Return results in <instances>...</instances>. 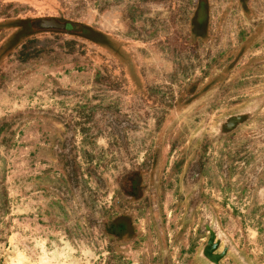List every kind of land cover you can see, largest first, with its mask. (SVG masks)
I'll list each match as a JSON object with an SVG mask.
<instances>
[{
  "label": "rangeland",
  "instance_id": "374dc122",
  "mask_svg": "<svg viewBox=\"0 0 264 264\" xmlns=\"http://www.w3.org/2000/svg\"><path fill=\"white\" fill-rule=\"evenodd\" d=\"M244 1L0 0V264H210L202 257L198 221L184 217L187 165L175 174L179 155L171 143L181 134L189 149L191 136H210L223 115L264 97V0L249 7ZM48 17L85 30H44L37 21ZM196 81L205 91L169 113L155 145L159 213L146 210L135 222L155 250L149 243L137 250L113 243L95 223L107 219L110 195L94 193L88 171L106 181L110 142L123 144L128 133L129 151L148 146L158 114ZM158 99L161 108L143 109L146 120L138 126L131 110ZM70 161L83 178L78 198ZM213 173L217 183L214 167ZM203 192L218 217L225 216L220 229L230 245L214 264H264V196L251 204L257 209L251 218V206L241 207V228L226 219L218 188ZM190 233L193 255L186 251Z\"/></svg>",
  "mask_w": 264,
  "mask_h": 264
},
{
  "label": "flooded vegetation",
  "instance_id": "af4514ba",
  "mask_svg": "<svg viewBox=\"0 0 264 264\" xmlns=\"http://www.w3.org/2000/svg\"><path fill=\"white\" fill-rule=\"evenodd\" d=\"M243 3L248 5V7L254 5L253 0H245ZM59 22L62 23L61 21ZM201 84L197 83V81L196 83H190L191 89H187L186 93L172 96L174 103L167 105V108L163 109V115L161 113L158 114L157 119L153 121V129L150 130L148 146L143 141L144 146L137 147L133 152L129 151L128 145L130 142L127 143L126 141L129 140L128 133L122 137L124 146L120 142L117 143L116 140L118 139H113L110 142L108 147V153L111 157L108 158L110 175L106 181L97 170L88 171L89 179L96 186L94 193L97 194L99 190L106 189L108 195H110L107 203L109 213L107 219L103 222L101 221V223L100 219H96L98 221L95 223H99V227H103L104 233L113 240V243L123 242V244L130 245L134 250H137L142 244L147 245V243L151 242V240L147 242V235L145 237L137 234L135 222L146 210L152 216L159 213L155 202L158 197L155 188V168L159 161V156L155 154V145L158 139L160 142L162 141V127L166 123V117L169 113L177 109V107L180 109L188 107L198 100L201 95L199 93L205 91L204 87L199 89ZM145 101L148 103L149 99L146 98ZM158 102L159 99L156 102L157 104L154 103L151 106L142 104V109L131 110V113L136 116L133 121L137 122L139 126L141 121L146 120L145 115L141 116L140 112L143 109L147 110V106L149 108H161L162 105ZM233 104L230 102L228 105ZM206 108L204 114L201 115V117L204 115L205 120L209 114V106L206 105ZM125 127L138 129L137 126L132 127L128 123H123L122 128ZM114 133L112 131L113 138L116 137ZM157 133L159 135H156ZM180 135L172 141L171 151L179 155L175 158L172 165L175 174L182 172L183 167L187 165L184 171V183L189 197L186 203L185 198L182 197L185 203L184 217L189 221L193 218L198 221L199 231L203 235V244L201 246L204 249L202 257L207 263L214 264L227 255L230 245L220 229V226L224 228L225 216L218 217L216 211L211 209L208 203L203 200L205 197L210 198L203 192V186H215L218 188L221 194L220 202L228 216L226 219L237 222L241 228L245 226V220H242L241 207L250 208L253 202H257L260 195L264 196V193H262L264 189V97L253 98L252 96L249 105H246L242 110H231L230 113L223 115L210 135L213 140L210 136L202 134L194 141L191 136V141L188 145L189 149H187L185 139ZM133 142L136 143L135 140ZM194 142L197 145L193 148ZM213 143H217L218 147H214ZM116 146H118V150L115 152ZM183 146H186L188 152L183 153ZM67 149L66 154L69 155V144ZM187 153L190 156L188 161H186V158H188ZM139 155H141L142 159H138ZM216 156V163L213 164V159ZM213 167L218 174L217 183L214 182ZM70 169V176L74 185V179L77 180V187L74 188L77 191L78 198L82 194L79 185L83 178L81 173H79L78 166L76 173L71 161ZM146 179L152 181L150 187L143 185ZM133 206L135 207L133 208ZM256 210L255 207L251 206L247 216L251 218V214ZM134 212L138 213L136 217H134ZM249 222L252 223L253 221ZM150 233V231L147 232L149 235ZM161 243L168 244V241L161 239L159 244ZM169 243H171L170 240ZM148 245L152 246V251L155 250L153 243ZM193 250L194 241L192 233H190L186 251L193 255ZM149 256L150 262L157 261V256L154 253ZM168 259L169 257L165 255L164 262ZM140 264H142V261Z\"/></svg>",
  "mask_w": 264,
  "mask_h": 264
},
{
  "label": "trees",
  "instance_id": "16d2710c",
  "mask_svg": "<svg viewBox=\"0 0 264 264\" xmlns=\"http://www.w3.org/2000/svg\"><path fill=\"white\" fill-rule=\"evenodd\" d=\"M48 19H52V20H57L59 22L58 19L56 18H41V19H38L37 23H39L41 20H48ZM60 23V22H59ZM64 24V27L61 29L63 33H68V34H77V35H80L82 32H84L85 28L82 27L81 25L79 24H73V23H70V22H62ZM194 24V23H193ZM206 27V26H205ZM46 28V27H45ZM44 30H53L54 28H50V29H45ZM60 29V28H59ZM24 54V52H21L20 55V60L21 61H26V59L22 58V55ZM2 127L0 128V132L2 131Z\"/></svg>",
  "mask_w": 264,
  "mask_h": 264
},
{
  "label": "water",
  "instance_id": "95a60500",
  "mask_svg": "<svg viewBox=\"0 0 264 264\" xmlns=\"http://www.w3.org/2000/svg\"><path fill=\"white\" fill-rule=\"evenodd\" d=\"M39 24H41V26L50 27L54 29H59V28L62 29L64 27L63 23H59L57 20H52V19L41 20Z\"/></svg>",
  "mask_w": 264,
  "mask_h": 264
},
{
  "label": "bare ground",
  "instance_id": "6f19581e",
  "mask_svg": "<svg viewBox=\"0 0 264 264\" xmlns=\"http://www.w3.org/2000/svg\"><path fill=\"white\" fill-rule=\"evenodd\" d=\"M15 256V255H14ZM24 257V256H23ZM25 260V259H24Z\"/></svg>",
  "mask_w": 264,
  "mask_h": 264
}]
</instances>
